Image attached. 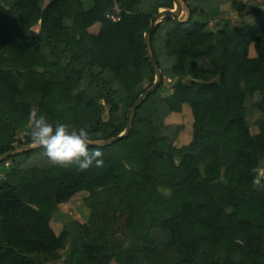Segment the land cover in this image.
<instances>
[{
    "label": "trees",
    "instance_id": "trees-1",
    "mask_svg": "<svg viewBox=\"0 0 264 264\" xmlns=\"http://www.w3.org/2000/svg\"><path fill=\"white\" fill-rule=\"evenodd\" d=\"M184 2L186 21L152 33L155 58L160 65V44L175 81L141 105L127 138L100 148L102 167H21L17 158L38 149L6 159L14 166L0 179V264L62 255V264H264V189L251 171L264 164V7ZM210 3L254 20L210 30L197 18ZM164 7L173 0H0V154L30 144L33 109L53 125L86 128L91 140L122 133L155 80L144 35ZM254 93L257 123L247 106ZM166 104L185 117L168 132ZM181 134L188 139L178 145ZM81 192L86 221L69 220L60 206ZM61 214L68 221L56 232ZM119 215L124 239L115 238Z\"/></svg>",
    "mask_w": 264,
    "mask_h": 264
},
{
    "label": "rangeland",
    "instance_id": "rangeland-1",
    "mask_svg": "<svg viewBox=\"0 0 264 264\" xmlns=\"http://www.w3.org/2000/svg\"><path fill=\"white\" fill-rule=\"evenodd\" d=\"M159 1L161 0H142L143 4L146 5H152L153 7H155ZM243 1H248L249 4H251L252 6H260V7H264V0H243ZM47 1L43 2L42 5H45ZM217 5L210 3L209 4V8L207 9V14H198L197 18L200 20H206L207 24H208V29L210 30H216L219 27H222L225 22L231 24V25H239L243 22H250L252 23L254 20V16L252 14H248L245 13L246 10H244V14L240 15L237 11L233 10L232 6L230 3H226L225 5H221L216 7ZM162 8H159V10H161ZM189 17V10L187 8V5L185 3V7H184V12L181 16L182 19H186ZM161 29L158 32V42H160V38L161 37ZM158 51H159V56H160V66H161V70L163 73V89L166 90L168 89L175 81V78L172 76L171 74V64H172V60L167 57L166 55L163 54V52H161V45L159 44L158 46ZM200 63H203L204 65H210V62L205 60V61H200ZM145 85L147 86V83H145ZM125 95H122L121 97H119L118 103L119 105L124 106L125 101H124V97ZM261 96L259 93H254L253 95L249 96L247 99V106H248V110H249V118L251 120V122L253 123H257L260 122L263 118V115L259 112L258 107L261 103ZM188 107V106H186ZM163 108V107H162ZM168 111V112H167ZM163 113H164V120H163V129L165 128V131L168 132L169 131V127H175V126H179L181 124H184L185 120H184V115L182 113H177V112H171L168 109V106L166 104V107L163 108ZM125 117L122 115V119ZM165 126V127H164ZM253 130L256 131V126H253ZM184 134V133H183ZM170 136V135H168ZM173 137V136H172ZM171 138V137H169ZM187 137L181 134V138L179 139V141L177 140V144H182L184 142L187 141L186 139ZM40 151L38 152H34L30 155L27 156H19L17 158V162L20 164L21 167H28V166H41V167H48L50 166L47 162L46 158H41L40 157ZM29 160H33L34 163H32L31 165H27V162ZM22 165H26V166H22ZM14 166V162L11 160H6L5 162L0 164V179L5 175V173L12 167ZM262 168H264V164L262 166ZM87 195V192H81L78 193L72 200H70L69 202L65 203L64 205H61L60 208L63 212L68 213L69 216V220H73V219H79L80 221H86L85 219L87 218V209H85L82 204H83V198L84 196ZM81 209L84 210V212H82ZM57 217L59 218V220H54L52 222V226L55 229L56 232H60V230H62L63 228V221H68L66 220L67 218H65V216L61 215H57ZM119 221L117 223H115V229H116V233H115V238L117 239H124L125 235L122 232V225L124 222V215H119ZM166 240L165 237H163L161 239V242H164ZM128 244V243H127ZM69 247V246H68ZM67 247V250L69 249ZM65 259V256L62 255L61 258L59 260L53 259L52 263L53 264H62L63 260ZM110 264H117L114 260L110 262Z\"/></svg>",
    "mask_w": 264,
    "mask_h": 264
},
{
    "label": "clouds",
    "instance_id": "clouds-1",
    "mask_svg": "<svg viewBox=\"0 0 264 264\" xmlns=\"http://www.w3.org/2000/svg\"><path fill=\"white\" fill-rule=\"evenodd\" d=\"M28 124L31 147L40 150V157L46 158L49 165L75 166L79 171L103 166V152L100 147L89 148L93 141L86 128L77 129L63 122L53 125L44 116L38 115V109L30 111ZM32 163L34 161L29 160L27 165ZM251 171L254 173L253 184L258 189H264V168L254 167Z\"/></svg>",
    "mask_w": 264,
    "mask_h": 264
},
{
    "label": "water",
    "instance_id": "water-1",
    "mask_svg": "<svg viewBox=\"0 0 264 264\" xmlns=\"http://www.w3.org/2000/svg\"><path fill=\"white\" fill-rule=\"evenodd\" d=\"M174 2V7L173 8H167L164 7L161 10L158 11L156 15H154L151 19V24L146 31L144 37H145V45H146V56L147 58L151 61L153 69L155 71V80L152 83V85L144 91L140 96L137 98V100L132 104L130 107L128 114H127V124L122 133L119 135L107 138V139H102V140H92L93 143L89 144V147H100V148H105L107 146H111L114 143H117L118 141L127 138L130 135L131 129L133 127V122L134 118L136 115V112L138 109L141 107V105L148 99V97L155 93L158 87L162 84L163 82V73L160 68V65L155 58V54L152 48V33L155 27L161 23L168 21L170 19H174L177 23H181L186 21V19H182L181 16L184 12V7H185V2L184 0H173ZM99 141L100 143H96ZM32 150H35L31 147L30 144L26 145H21L17 146L16 148L6 151L2 154H0V163L3 162L4 160L10 158L11 156L19 155V154H25L27 152H30Z\"/></svg>",
    "mask_w": 264,
    "mask_h": 264
},
{
    "label": "crops",
    "instance_id": "crops-1",
    "mask_svg": "<svg viewBox=\"0 0 264 264\" xmlns=\"http://www.w3.org/2000/svg\"><path fill=\"white\" fill-rule=\"evenodd\" d=\"M109 15H110V17H111L112 19H114V20H116V19L119 18L118 11H113V12H111ZM62 205H64V204H62Z\"/></svg>",
    "mask_w": 264,
    "mask_h": 264
}]
</instances>
